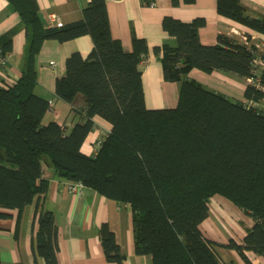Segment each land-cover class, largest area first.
<instances>
[{"label": "trees", "instance_id": "1", "mask_svg": "<svg viewBox=\"0 0 264 264\" xmlns=\"http://www.w3.org/2000/svg\"><path fill=\"white\" fill-rule=\"evenodd\" d=\"M7 1L27 30V46L20 78L0 85V219L10 209L20 215L46 195L49 180L43 173L48 165L61 180L81 181L130 204L135 251L151 255L153 264H225L218 245L235 249L247 262L245 251L264 254V111L189 76L198 68L252 79L244 97L258 103L264 99V51L256 43L220 33L216 43L204 44L199 36L204 17L182 21L165 16L162 26L177 44L163 43L153 50L160 55L164 79L180 82L179 97L174 107L149 108L139 68L147 42L133 32V49L125 50L112 35L107 0H88L81 18L62 26L42 22L37 0ZM216 4L221 15L264 35V16L251 15L241 0ZM14 31L0 35V56L12 52ZM85 34L93 48L86 56L71 53L65 74L56 81L60 98L69 103L78 95L84 99L82 121L67 131L44 120L50 102L35 92L36 58L45 40L65 42ZM95 116L112 128L91 156L82 145ZM214 195L253 219L242 243L231 238L220 244L203 233L200 224ZM36 216L35 256L58 264L55 214L41 206ZM99 234L107 260L123 264L125 254L108 224L101 225Z\"/></svg>", "mask_w": 264, "mask_h": 264}, {"label": "crops", "instance_id": "2", "mask_svg": "<svg viewBox=\"0 0 264 264\" xmlns=\"http://www.w3.org/2000/svg\"><path fill=\"white\" fill-rule=\"evenodd\" d=\"M241 1L251 15L264 16V0ZM87 2L88 0H37L40 12L48 23H51L49 17L53 13L63 23L78 20L82 16V7ZM107 11L112 35L121 40L125 50L133 49V32L147 42L149 50L139 68L149 108L174 107L179 97L180 82L164 79L160 55L153 50L163 43L177 44L176 37L162 26L165 16L182 21L204 17L206 24L199 30L200 40L204 44L216 43L218 34L223 33L242 42L264 46V35L221 15L217 10L216 0H194L191 3L179 0L177 4L172 0H155L152 6L144 5L141 0H107ZM13 29L12 52L7 63L0 65V85H11L20 78L27 46V30L21 24L20 16L7 0H0V35ZM92 48L93 40L88 34L65 42L56 39L44 41L36 58L38 78L35 92L50 102L45 122L54 120L69 131L76 122L82 121V114L79 112L84 106L82 95H78L73 103L65 101L56 94V81L65 74V62L71 53L79 51L86 56ZM189 76L208 89L229 98L236 95V100H246V79H239L234 73L218 70L206 73L193 68ZM94 122L93 130L82 145V151L91 156L97 153L102 139L112 128L111 123L100 116H95ZM43 176L49 180L46 195L41 196L39 202L35 200L28 204L20 215L17 210L10 209L7 210L9 216L0 219L1 264H45L42 257L35 256L33 249L38 228L36 211L41 206L55 214L58 264H117L108 261L103 251L99 230L104 223L114 232L116 241L125 254L123 264H153L151 255L135 251L130 204L108 198L89 187H85L82 194L77 195L69 190L67 181L59 179L48 165L44 168ZM209 204V215L200 224L205 236L220 244L227 243L231 238L242 243L247 230L254 223L253 219L221 195L212 196ZM216 250L225 264H264V254L245 251L247 262L235 249L218 245Z\"/></svg>", "mask_w": 264, "mask_h": 264}, {"label": "built area", "instance_id": "3", "mask_svg": "<svg viewBox=\"0 0 264 264\" xmlns=\"http://www.w3.org/2000/svg\"><path fill=\"white\" fill-rule=\"evenodd\" d=\"M50 21L52 24L57 26H62L63 22L58 18V16L53 13L50 15ZM8 56H0V65H5L7 63ZM67 186L69 190L77 195L82 194L85 185L81 181H67Z\"/></svg>", "mask_w": 264, "mask_h": 264}, {"label": "rangeland", "instance_id": "4", "mask_svg": "<svg viewBox=\"0 0 264 264\" xmlns=\"http://www.w3.org/2000/svg\"><path fill=\"white\" fill-rule=\"evenodd\" d=\"M258 39V38H257ZM255 41V40H254ZM260 41V40H259ZM258 46H259V48L261 49V50H263L264 51V46H262V45H259V44H257ZM258 62H259V65H260V63H261V60L259 59L258 60ZM237 77H239V79H242V77H240V76H237ZM252 79H246V82H245V86H246V84L247 83H252ZM231 99H233V100H235V98H237L236 97V95H234V97H230ZM244 102L246 103V104H248V105H253V106H256V107H258V108H260L262 111H264V99L263 100H261L260 102H253V101H248V100H244ZM241 230V229H240Z\"/></svg>", "mask_w": 264, "mask_h": 264}, {"label": "water", "instance_id": "5", "mask_svg": "<svg viewBox=\"0 0 264 264\" xmlns=\"http://www.w3.org/2000/svg\"><path fill=\"white\" fill-rule=\"evenodd\" d=\"M40 17H41L42 22H46V19H45V17L43 16L42 13H40Z\"/></svg>", "mask_w": 264, "mask_h": 264}, {"label": "bare ground", "instance_id": "6", "mask_svg": "<svg viewBox=\"0 0 264 264\" xmlns=\"http://www.w3.org/2000/svg\"><path fill=\"white\" fill-rule=\"evenodd\" d=\"M47 21V20H46ZM48 22V21H47ZM251 40V39H250Z\"/></svg>", "mask_w": 264, "mask_h": 264}]
</instances>
